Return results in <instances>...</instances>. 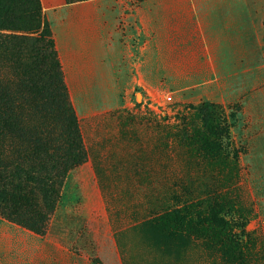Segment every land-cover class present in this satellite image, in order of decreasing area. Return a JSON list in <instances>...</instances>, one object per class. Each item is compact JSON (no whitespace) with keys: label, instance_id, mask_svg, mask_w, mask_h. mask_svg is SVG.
<instances>
[{"label":"rangeland","instance_id":"obj_1","mask_svg":"<svg viewBox=\"0 0 264 264\" xmlns=\"http://www.w3.org/2000/svg\"><path fill=\"white\" fill-rule=\"evenodd\" d=\"M151 3L152 13L158 14L160 0ZM37 6L32 18L40 23V30L29 37L19 33L27 39L0 45V264H264V227L256 196L258 185L264 186V151L251 157L258 144L252 138L254 131L242 138L234 132L239 112H244L241 122L246 129L254 125L243 104L257 106L255 116L264 119V97L234 104L224 100L223 80L212 68V54H182L184 68L168 63L175 65L168 66L164 77V71L154 65L158 54L152 53L147 91L127 85L137 72L132 65L130 69L123 65L118 78L121 107L79 122L80 130L108 128L107 133L92 136L107 137L106 143L99 140L93 147L106 149L109 157L122 147L118 138L131 136L134 140L123 146L126 150L134 143L135 151L141 148L140 153L148 157L142 164L143 177L151 179L141 182L144 188L136 190L139 196L126 194L134 192L122 185L127 181H103L105 195L100 196L91 180L96 167L86 165L83 134L85 162L78 149V133L64 120L72 98L48 19V4L38 0ZM252 6L263 21L264 33V0H253ZM21 14L24 20L31 19L25 10ZM44 33L54 47L41 52ZM31 53L36 55L29 60ZM53 61L59 68H52ZM22 68L32 70L35 88H46L45 109L37 104L40 96L25 83ZM71 88L78 109L85 102L79 100L80 87L72 83ZM247 93L264 94V83L256 89L248 86ZM108 104L100 101L94 107L103 109ZM44 121L56 128L44 144L49 155L40 163L33 159L28 164L26 154L44 142L40 138L46 131ZM142 136L144 144L137 139ZM109 157L103 169L112 176ZM53 159L59 163L56 170L51 167ZM126 159L131 157L121 159L116 170L124 168ZM68 163L75 166L65 169ZM158 173L161 179L154 182ZM45 176L55 177L56 183L47 201L42 200L39 181ZM18 192L25 194L22 197L31 193L33 207L46 217V225L40 227L43 235L7 219L12 214L9 202Z\"/></svg>","mask_w":264,"mask_h":264},{"label":"crops","instance_id":"obj_2","mask_svg":"<svg viewBox=\"0 0 264 264\" xmlns=\"http://www.w3.org/2000/svg\"><path fill=\"white\" fill-rule=\"evenodd\" d=\"M45 1L72 101L75 99L71 88L73 83L80 87L79 100L85 102L78 109L76 107L80 124L121 107L119 88L122 84L118 78L123 65L127 69L132 65L137 72L136 75L132 73L127 85L133 84L134 90L141 87L147 91L145 86L151 83L147 70L150 69L152 53L158 54V63L154 65L164 71V77L168 66L176 64L175 68H184L182 54H212V68L223 80L224 100L234 104L264 97V94L247 93L248 86L256 89L257 85L264 83L263 21L254 12L253 0H160L158 14L152 13V0ZM173 62L175 64L170 65ZM100 101H109V104L103 109H95L94 104ZM86 102L93 103L89 105ZM242 109L255 119L253 128L246 129L242 125V111L236 115L234 132L242 138L253 130L255 135L252 138L261 147L255 144L250 156H259L264 151V119L259 121L255 116V105L250 108L243 104ZM262 112L264 114V110ZM85 128L82 130L81 127V133L88 151L86 165L96 167L91 180L96 183L98 195H105L103 181L118 180L127 181L128 185H122L128 191H134L127 192V195L139 196L141 193H136V190H143L141 182L151 178L143 177L142 164L145 165L148 157L140 153L141 148L135 151L134 143L126 150L123 146L134 139L131 136L118 138L122 147L114 150L109 157L106 149L93 147L99 140V143H106L104 139L107 137L96 138L92 133H107L110 130L97 126ZM135 129L139 133V129ZM137 139L142 140L140 144L145 143L144 136ZM108 157L112 176L103 169ZM126 157L131 159L125 160L123 169L116 170L121 167V159ZM144 158L143 162L141 159ZM160 175L158 173L154 177V182L160 181ZM258 186L257 206L264 227V186Z\"/></svg>","mask_w":264,"mask_h":264},{"label":"trees","instance_id":"obj_3","mask_svg":"<svg viewBox=\"0 0 264 264\" xmlns=\"http://www.w3.org/2000/svg\"><path fill=\"white\" fill-rule=\"evenodd\" d=\"M37 1L38 0H0V45L1 43H3V41H7V40L14 42L18 38H20L21 40L27 39V38H21L17 36V34L19 33L24 34L23 37H29L30 35L40 30V27H41L40 23L36 21V18H32V16H34L37 13L36 12L38 8ZM24 10L26 11V14L29 17H31V19L28 18L29 20L27 21L22 19L21 13ZM46 39L47 37L44 33L41 38V44L43 46L40 48L41 52H42V48L46 51H49L53 49L54 47L53 40L51 39L46 40ZM28 55L31 56L28 59L32 60L36 54L31 53ZM52 68L53 69L59 68V64L56 61H53ZM20 73L22 74V77L24 78L25 83L28 84L30 90L35 95L40 96V101L37 102V104L42 109L44 106V101H46L45 100V93H47L46 88L43 90L41 88L38 89L34 87L33 82L36 80V78L32 70H26L25 68H22L20 70ZM61 88L67 91L65 85H61ZM0 93H2L1 90H0ZM64 120L67 125L70 124L72 127H74L73 130L76 131V134L78 133V139H79L78 142H80L78 149L79 151L82 152L80 153V155H82L84 162L87 161V153H86V150L83 144L80 125L78 121V114L73 104V101L71 102V104L67 106V112L65 114ZM44 123H45L44 126H45L46 131L43 132V134H41V137H40L41 139L44 140V142H39L36 148L31 149L29 151L30 155L26 154L27 156L26 161L28 164L34 163L35 160L33 159L39 160L38 162L40 163V160L42 159L43 156H45L46 154L49 155V152L45 153L43 150L44 144L45 143L48 144L50 142L51 134H53V132L56 131V128L51 127V123L53 122L48 123L47 121H44ZM53 153L56 154L57 152L53 151ZM70 164L71 163L66 164L64 168L68 169L69 167L71 168L72 166H75V164H71V165ZM51 167L54 170L59 168V163L57 162L56 159H53V162L51 163ZM41 168L46 169V165L42 164ZM31 169L32 167L29 168L30 170L29 172L30 174L28 175L29 177L31 175ZM65 175H66V172H63L61 178L64 179L66 177ZM54 179L55 177L53 176H45L44 178H41V179L39 178V181L42 184V191H43L42 200L43 201H47L50 195L55 193L56 183L53 182ZM29 194H30V197H22L25 194L18 192V194L11 199V201L9 202V205L11 206L12 214L10 217L8 216L7 219H9L12 222L14 221L16 223L21 224L23 227H26L34 231L36 234L43 235L44 231H41L40 227L42 225L43 227L46 225L47 219L44 215L38 212L36 207H33L35 204L34 198L31 193ZM57 198H58V195H57ZM1 199H3V195H0V201ZM154 220L155 219H151L150 221L152 222ZM157 220L158 219H156L155 221ZM158 231L161 232L162 230L158 229Z\"/></svg>","mask_w":264,"mask_h":264},{"label":"built area","instance_id":"obj_4","mask_svg":"<svg viewBox=\"0 0 264 264\" xmlns=\"http://www.w3.org/2000/svg\"><path fill=\"white\" fill-rule=\"evenodd\" d=\"M168 99H169V100H171V99H172V97H171V96H169V97H168Z\"/></svg>","mask_w":264,"mask_h":264}]
</instances>
